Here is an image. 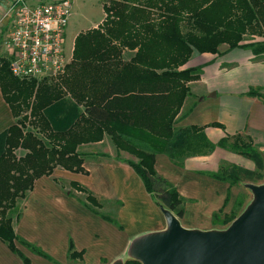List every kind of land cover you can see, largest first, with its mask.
Here are the masks:
<instances>
[{
    "label": "trees",
    "instance_id": "trees-1",
    "mask_svg": "<svg viewBox=\"0 0 264 264\" xmlns=\"http://www.w3.org/2000/svg\"><path fill=\"white\" fill-rule=\"evenodd\" d=\"M102 11L104 19L97 28L76 36L71 61L58 80L19 81L0 60V89L16 120L0 136V241L23 264L30 262L15 242L30 247L13 230L20 217L18 204L36 180L50 176L56 167L84 174L78 147L100 143L104 137L116 150V159L120 152L135 159L123 162L154 203L177 219L185 215L183 201L174 186L157 175V155L181 167L187 159L220 149L251 162L253 170L229 165L208 174L229 186L222 208L231 187L264 180V159L249 136L237 134L212 144L205 128H176L189 84L199 80L202 70L185 68L193 55H217L222 45L264 55V0H108ZM250 37L259 41L245 43ZM247 96L264 103L259 90ZM18 149L26 152L19 159L14 155ZM71 187L85 193V206L99 214L94 197L77 184ZM242 206L236 201L235 210ZM219 215L213 214V221ZM237 216L225 215L221 225L228 226ZM68 252L71 260L82 256L73 252L72 244Z\"/></svg>",
    "mask_w": 264,
    "mask_h": 264
},
{
    "label": "crops",
    "instance_id": "crops-1",
    "mask_svg": "<svg viewBox=\"0 0 264 264\" xmlns=\"http://www.w3.org/2000/svg\"><path fill=\"white\" fill-rule=\"evenodd\" d=\"M8 7V0H0V60L3 61H6L7 54L3 41L8 28ZM103 19L102 11V19L90 29L97 28ZM254 41L259 39L246 38L245 43ZM199 66H202L200 78L189 84L190 95L177 117L176 128H205V136L212 144H217L225 137L244 134L251 138L256 149L257 146L264 147V103L262 99L247 96L250 90H259L264 96V55L255 56L250 49L230 51L226 45H222L217 55H193L185 68ZM15 123L0 89V136ZM214 124L219 127H212ZM77 152L82 155L84 174H74L56 167L50 176L36 180L27 197L18 204L20 217L17 221L14 220L13 230L18 240L25 242L30 248L18 242H15V247L30 264H124L130 259L128 252L131 242L143 235L138 232L127 233L121 222L125 203L95 194L98 191L102 195L106 184L115 181L117 177L122 180L121 176L126 183L135 182L138 185L140 181L144 190L139 177L123 162L133 161L129 159L130 155L120 152L119 160L116 159L117 152L107 137L100 143L82 145ZM17 153L21 155L17 156ZM25 153L18 149L14 155L19 159ZM220 163L246 170L254 169L251 162L220 149L209 156L187 159L181 167L173 165L164 155H157L154 168L157 175L174 186L182 200L195 201L198 209L211 210L212 207L204 200L215 199L218 194L224 203L228 192L227 188L221 187V183L212 179L210 182L205 178L208 174L215 173ZM72 183L97 200L99 214L85 206L86 194L73 189ZM233 190L234 188L230 191ZM144 193L150 199V206L159 209L145 190ZM101 200L121 203L115 219L99 212L103 209ZM186 210L185 208L184 216L187 214ZM7 214H10V210H7ZM102 216L114 220L116 224L108 222ZM155 219L162 229H166L165 220L157 216ZM181 226L193 230L191 227ZM69 244H72L73 252L82 253L81 258H69ZM32 247L35 248L34 253L30 252ZM0 264L23 263L0 241Z\"/></svg>",
    "mask_w": 264,
    "mask_h": 264
},
{
    "label": "water",
    "instance_id": "water-1",
    "mask_svg": "<svg viewBox=\"0 0 264 264\" xmlns=\"http://www.w3.org/2000/svg\"><path fill=\"white\" fill-rule=\"evenodd\" d=\"M246 189L253 201L225 231L185 229L159 206L166 229L133 241L130 259L140 264H264V184Z\"/></svg>",
    "mask_w": 264,
    "mask_h": 264
},
{
    "label": "rangeland",
    "instance_id": "rangeland-1",
    "mask_svg": "<svg viewBox=\"0 0 264 264\" xmlns=\"http://www.w3.org/2000/svg\"><path fill=\"white\" fill-rule=\"evenodd\" d=\"M107 2L108 0H73L71 17L64 33V53L66 60L71 59L73 43L76 36L80 32L90 29L94 24L98 23L102 19V6ZM66 69L64 70V74ZM64 74L56 77L53 81L58 80ZM49 81L50 80H48V82ZM262 145H264V143H262ZM257 150L262 154L264 159V147L257 146ZM16 155L20 156L21 154L17 153ZM128 157L136 162L131 156ZM222 166L226 167L229 166V164L220 163L218 169ZM121 178L123 181L120 180L119 177H117L115 181H109L105 186L106 188L103 189L102 195L98 191H95V194L99 197L117 199L125 203V210L121 215V222L125 225L128 234L138 232V234H143L140 235L141 237L163 232L165 229H162V226L157 223L155 217L157 216L163 221L165 219L158 208L150 206V199L146 198V194L144 193V190H142L140 181H138L137 185L135 182H124L125 179L123 176H121ZM205 178L211 182V178H209L208 175L205 176ZM248 184L251 183H243L238 186L231 187L230 190L233 188L234 190L232 192L230 191L228 203L224 208H222V197L218 194L215 199L207 198L204 200L205 203L212 207L211 210L198 209V204H196L195 201L182 200L184 211L186 208L187 214L182 219H178L180 224L199 231H225L230 224L228 226L221 225L224 216L230 214L231 212L236 213L238 216L241 215L247 206L253 201L252 193L246 189V185ZM263 184L264 180L254 185L259 186ZM221 187L229 189V186L224 183H221ZM236 201L243 202V206L239 210H235ZM101 205V208L103 209L102 211L99 210V212L105 214L111 219L116 218L117 212L122 206L118 201L104 202L103 200H101ZM17 207L19 208V205ZM208 208L209 206L207 205L206 209ZM220 210L221 213H219ZM213 214H220L217 216L216 221H213L212 219ZM10 216L14 219V211ZM140 237H138V239ZM132 243L133 242H131V244ZM131 244L129 246V251ZM34 250L35 248L32 247L30 252L34 253Z\"/></svg>",
    "mask_w": 264,
    "mask_h": 264
},
{
    "label": "built area",
    "instance_id": "built-area-1",
    "mask_svg": "<svg viewBox=\"0 0 264 264\" xmlns=\"http://www.w3.org/2000/svg\"><path fill=\"white\" fill-rule=\"evenodd\" d=\"M3 41L11 76L19 81L54 80L70 63L64 33L73 0H8Z\"/></svg>",
    "mask_w": 264,
    "mask_h": 264
}]
</instances>
